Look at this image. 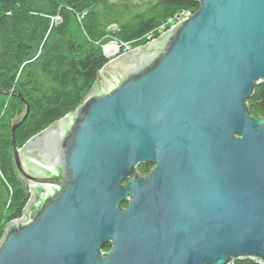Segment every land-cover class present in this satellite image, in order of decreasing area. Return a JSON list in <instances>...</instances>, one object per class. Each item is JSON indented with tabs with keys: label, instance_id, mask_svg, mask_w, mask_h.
Wrapping results in <instances>:
<instances>
[{
	"label": "water",
	"instance_id": "water-1",
	"mask_svg": "<svg viewBox=\"0 0 264 264\" xmlns=\"http://www.w3.org/2000/svg\"><path fill=\"white\" fill-rule=\"evenodd\" d=\"M196 2L22 148L28 106L12 125L28 201L0 264H264V0Z\"/></svg>",
	"mask_w": 264,
	"mask_h": 264
},
{
	"label": "trees",
	"instance_id": "trees-1",
	"mask_svg": "<svg viewBox=\"0 0 264 264\" xmlns=\"http://www.w3.org/2000/svg\"><path fill=\"white\" fill-rule=\"evenodd\" d=\"M198 7L196 0H0V239L28 201L12 144V125L27 106L15 130L18 148L82 102L111 60L106 45L116 43L119 56ZM248 105L251 116L264 117V83Z\"/></svg>",
	"mask_w": 264,
	"mask_h": 264
},
{
	"label": "flooded vegetation",
	"instance_id": "flooded-vegetation-1",
	"mask_svg": "<svg viewBox=\"0 0 264 264\" xmlns=\"http://www.w3.org/2000/svg\"><path fill=\"white\" fill-rule=\"evenodd\" d=\"M139 167H143L144 171H140ZM139 167H138V172H139L140 176L146 178V177H149L152 174L153 170L156 168V164L144 163V164L140 165ZM127 182L128 181H125V183H127ZM127 206H128V203L125 202L123 204V207H127ZM111 248H112V243L109 242V243H106L102 247L101 251H102L103 254H107V253H109L111 251Z\"/></svg>",
	"mask_w": 264,
	"mask_h": 264
},
{
	"label": "built area",
	"instance_id": "built-area-1",
	"mask_svg": "<svg viewBox=\"0 0 264 264\" xmlns=\"http://www.w3.org/2000/svg\"><path fill=\"white\" fill-rule=\"evenodd\" d=\"M192 15H193V13H191L190 11L183 12V13L179 14V15L175 18V21H172V22L170 23L169 26H167L166 28H163V32L166 31L167 29H169L170 27L174 26L176 23L180 22L181 20H183V19H185V18H187V17H189V16H192ZM114 44H116V43H114ZM116 46H117L118 48H120L117 44H116ZM129 50H130L129 47H126V48H125V52H127V51H129ZM118 53H119V52H118Z\"/></svg>",
	"mask_w": 264,
	"mask_h": 264
},
{
	"label": "bare ground",
	"instance_id": "bare-ground-1",
	"mask_svg": "<svg viewBox=\"0 0 264 264\" xmlns=\"http://www.w3.org/2000/svg\"><path fill=\"white\" fill-rule=\"evenodd\" d=\"M118 49V47L116 45L113 44H109L107 46H105V52L108 54H112L113 52H116Z\"/></svg>",
	"mask_w": 264,
	"mask_h": 264
},
{
	"label": "rangeland",
	"instance_id": "rangeland-1",
	"mask_svg": "<svg viewBox=\"0 0 264 264\" xmlns=\"http://www.w3.org/2000/svg\"><path fill=\"white\" fill-rule=\"evenodd\" d=\"M137 1H140V0H137ZM111 44L116 45V44H114V43H111ZM106 46H107V45H106ZM119 51H120V48H118L117 51H116V52H113L112 54H110V53L107 54L106 52H105V54H106L110 59H114L115 57H117Z\"/></svg>",
	"mask_w": 264,
	"mask_h": 264
}]
</instances>
